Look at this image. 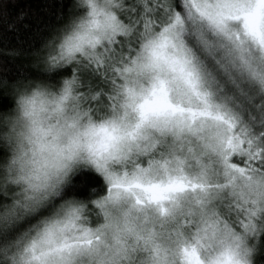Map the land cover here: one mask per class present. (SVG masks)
<instances>
[{
	"label": "snow or ice",
	"instance_id": "1",
	"mask_svg": "<svg viewBox=\"0 0 264 264\" xmlns=\"http://www.w3.org/2000/svg\"><path fill=\"white\" fill-rule=\"evenodd\" d=\"M16 7L0 90L54 108L0 140V264H264V0Z\"/></svg>",
	"mask_w": 264,
	"mask_h": 264
},
{
	"label": "clouds",
	"instance_id": "2",
	"mask_svg": "<svg viewBox=\"0 0 264 264\" xmlns=\"http://www.w3.org/2000/svg\"><path fill=\"white\" fill-rule=\"evenodd\" d=\"M19 91L14 97V104L12 109L6 113H0V140H7L12 133L13 125L19 126L25 123L24 112L35 108L37 110L47 108L49 111L43 113L48 116L54 105L50 104L51 96L47 94L46 90L41 86L33 84L30 87L16 85ZM51 123L56 122L55 115H52Z\"/></svg>",
	"mask_w": 264,
	"mask_h": 264
},
{
	"label": "trees",
	"instance_id": "3",
	"mask_svg": "<svg viewBox=\"0 0 264 264\" xmlns=\"http://www.w3.org/2000/svg\"><path fill=\"white\" fill-rule=\"evenodd\" d=\"M46 2H51V0H15L17 7L13 9V13H19L21 10L27 11L29 9V6H31V10L33 12H37ZM55 3H57L58 5L70 4V0H55ZM10 43L15 44V39H10ZM5 64L7 65L8 71H4L3 69V65ZM25 71H27L29 75H33L38 70L27 67V62L22 61L20 57H17L15 59H5L3 55H0V79H7L9 76H20ZM13 104V98L9 95H5L4 92L0 90V113L9 112L12 109ZM0 155H2V152H0Z\"/></svg>",
	"mask_w": 264,
	"mask_h": 264
}]
</instances>
